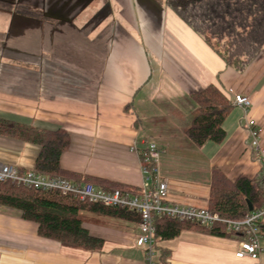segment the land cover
Returning a JSON list of instances; mask_svg holds the SVG:
<instances>
[{
    "label": "crops",
    "instance_id": "crops-1",
    "mask_svg": "<svg viewBox=\"0 0 264 264\" xmlns=\"http://www.w3.org/2000/svg\"><path fill=\"white\" fill-rule=\"evenodd\" d=\"M0 117L71 138L65 169L141 188L133 145L162 148L160 174L170 201L208 207L213 169L231 180L263 172L250 147L243 109L224 122L226 139L196 146L186 131L199 113L192 94L209 84L250 96L264 142V52L244 72L227 66L166 0H0ZM22 6L43 16L17 11ZM38 144L0 134V162L36 167ZM83 224L101 250L40 236L38 223L0 205V264H146L138 222L88 212ZM264 247V236L262 238ZM169 264H264L237 257L234 236L193 229L157 242Z\"/></svg>",
    "mask_w": 264,
    "mask_h": 264
},
{
    "label": "trees",
    "instance_id": "trees-1",
    "mask_svg": "<svg viewBox=\"0 0 264 264\" xmlns=\"http://www.w3.org/2000/svg\"><path fill=\"white\" fill-rule=\"evenodd\" d=\"M166 4L219 54L227 66L238 72H244L264 52V0H166ZM0 5L10 7L2 2ZM16 9L43 16L41 11L22 6ZM192 98L199 113L186 131L188 138L198 147L207 141L222 143L227 137L224 122L235 106L232 98L215 84L193 93ZM0 134L38 144L41 150L34 169L42 173L92 182L105 189H131L65 169L61 157L69 148L71 138L63 128L47 129L0 117ZM248 201L255 209L264 207V172L254 178L240 176L231 180L221 169H213L208 205L212 213L226 219H243L250 212ZM0 205L17 208L24 219L38 223L40 236L88 250H101L104 239L89 233L81 212L141 221L140 214L123 207L80 202L57 191L28 188L10 181H0ZM154 223L157 264H169L171 257V251L157 246V242L173 239L185 229L231 236L222 223L207 227L168 217H156Z\"/></svg>",
    "mask_w": 264,
    "mask_h": 264
},
{
    "label": "built area",
    "instance_id": "built-area-1",
    "mask_svg": "<svg viewBox=\"0 0 264 264\" xmlns=\"http://www.w3.org/2000/svg\"><path fill=\"white\" fill-rule=\"evenodd\" d=\"M235 106L243 109V117L251 137L250 147L255 156L261 161L264 172V144L261 143L260 129L256 121L250 117L251 99L243 93L232 97ZM141 160L144 175L140 189H105L92 182H78L63 176H51L35 169L20 170L9 163L0 162V181H10L17 185L45 191H57L62 196L73 200L103 204L106 206L123 207L140 214L136 245L145 250V263L157 264L158 251L155 246V218L168 217L181 221L195 222L207 227L222 223L226 231L237 240V257L259 259L264 250L262 238L264 230V207L253 208L243 219H226L212 213L208 207H197L174 203L169 200V185L159 170V159L162 148L154 141L143 140V146L136 144L132 147Z\"/></svg>",
    "mask_w": 264,
    "mask_h": 264
},
{
    "label": "rangeland",
    "instance_id": "rangeland-1",
    "mask_svg": "<svg viewBox=\"0 0 264 264\" xmlns=\"http://www.w3.org/2000/svg\"><path fill=\"white\" fill-rule=\"evenodd\" d=\"M262 144H264V142ZM88 215H90V214L87 211L81 212V218L82 219L86 220L88 218Z\"/></svg>",
    "mask_w": 264,
    "mask_h": 264
},
{
    "label": "water",
    "instance_id": "water-1",
    "mask_svg": "<svg viewBox=\"0 0 264 264\" xmlns=\"http://www.w3.org/2000/svg\"><path fill=\"white\" fill-rule=\"evenodd\" d=\"M248 207H249L250 211L253 210V204L250 201H248Z\"/></svg>",
    "mask_w": 264,
    "mask_h": 264
}]
</instances>
